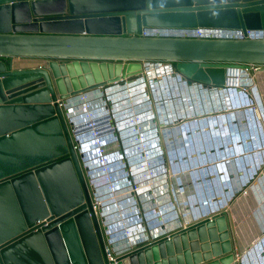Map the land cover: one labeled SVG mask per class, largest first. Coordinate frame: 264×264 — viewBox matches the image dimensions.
I'll return each mask as SVG.
<instances>
[{"label":"water","instance_id":"1","mask_svg":"<svg viewBox=\"0 0 264 264\" xmlns=\"http://www.w3.org/2000/svg\"><path fill=\"white\" fill-rule=\"evenodd\" d=\"M151 27L217 34L140 35ZM258 28L264 0H0V264H239L222 209L108 259L67 114L91 94L111 108L107 90L141 76L144 61L225 85V68L264 66V37L237 36Z\"/></svg>","mask_w":264,"mask_h":264},{"label":"rangeland","instance_id":"2","mask_svg":"<svg viewBox=\"0 0 264 264\" xmlns=\"http://www.w3.org/2000/svg\"><path fill=\"white\" fill-rule=\"evenodd\" d=\"M171 64H172V68L175 69L174 70L175 73H179L180 75H183L178 70H176V63H171ZM152 65H153V67L156 66L155 64H152ZM259 69L263 70L264 66L253 65V66L248 67L247 70L250 71L248 73L251 74L250 76H252V79H253L254 83H252L249 87H246L245 85H242L244 83L241 82L242 84L239 86L240 91H244V93H246V95L249 97V99H251L252 97H251V95H248L249 94L248 88H250V89L252 88V90L256 92L255 93L256 94L255 95L256 99L253 98L252 99L253 102L252 101L247 102V100H248V97H247L246 100H245V102H247V103L244 104V103H242V100H241L242 98H240V96H239V95H242V94L239 93V95H238L237 91H230L228 93L229 94V101H226L225 103L223 102V104L221 105L222 109H224L230 102V104L233 107H232V110H230L227 113H224V112H220L219 113L217 109L211 111L213 114H210V113L205 112V111L202 112L201 110H202L203 107H199V108L197 107L196 108V103L195 104H190L188 96H186L184 98L185 99L184 103L181 102V101H184L183 98H181V100H179V98H175V95H174L175 92H173V89L171 87H169V91H170V93H171V95L173 97L172 98L171 95H168L167 92L165 93L163 91V89H165L167 86H172V83H173L172 80L173 79H171V78L166 79L165 76L166 75L170 76V74H169V72L166 69H165V71H167L168 73H163V69H161V67H157V69H156L157 71H161L160 72L161 73V79L158 80V82H156V81H154L152 79L153 76H154L153 74L149 75V73L147 72L148 76H147V74L145 75V80L144 81L141 80L142 83L139 82V84L132 85L133 87L129 88L130 89V93H125L123 91L124 94L121 93L122 95L117 98L116 102L115 101L113 102L111 108L107 107L106 105H103V104L99 103V102H103L104 103L105 101L99 99V96H97V94H91V95L87 96V100L85 99V96H84L83 99H84L85 102H80L79 98H78V100H76L75 102L71 103L69 105V107H68V111H70V113H71L68 116V118L71 121L73 119H74L75 122L77 121V123H72L73 127L75 128V132H76L74 134V136L76 135L74 138L75 139L79 138L80 139V142H79L80 144L79 145H82V147L79 148L78 145L76 144L77 155L79 154L78 155V159H79V161L81 163V166H83L84 168L87 166V168H88V169H85V171H84V173L87 176L90 175V177H88V179L86 180V183L96 187V189L93 188V189H95L96 192H98V189H100V191L105 192V193H101V195H99L98 198H102L103 204L106 205V208H107V206L109 207L108 212H107L108 216L109 217L112 216L110 211L117 210V207H115L114 201L111 199V197H112L111 190H113L114 187L116 188L119 184L116 181L110 180V182H112V183L106 182L107 185H101V184L104 183V180H102L103 177H104V179H105V177H107L106 171H108V177L111 175V168H109L108 170L101 171L103 173L95 172V174H94L92 170H91L92 173L90 172V169H96L98 167L97 165H92V163L97 161V159H98V161H100L99 160L100 158H99L98 152L96 150L94 151L95 154H92V156H95L92 159H91L90 155H86L84 157V154L87 153V150H86V148L83 145V141L86 140V138H84V136L87 134L85 132V128H86L85 126L88 125V123H92V122H91V119H86V122H85L84 119L80 118L81 114L84 113L83 111H88L91 107L93 109H95L97 107H98V109L99 108L103 109L104 112H106V113L100 112L99 115H103L104 114L105 116H107L108 119L111 118V122L113 120L112 123H114L117 128L120 129V127H123V129H121V130H131V129H133L134 132H135V129H136L135 128L136 125H133L134 127L131 126L130 128H128L129 124H133V123L135 124L136 122H140L141 123V121L146 119V117H151L150 116L151 113H150L149 109H147L145 107H147V106L150 107L151 104L153 105L154 101H152V100L153 99L156 100L157 96H158V100L161 99L160 100L161 102H159L158 105L154 104V108H150L151 112L153 113V115L155 117L154 123L164 122L165 120L168 121V119H171L170 117H171L172 111L171 112H168V111L171 108H174L175 106H179V107L183 106L182 103L184 104V106L186 105L187 109H189V110L184 111V112L180 111L181 114H188V113L196 114L197 111L198 112L201 111V113L204 114V115L202 117H200V118L197 117V118H194L193 120L192 119H188V117H190V115H191V114H189L188 116H186L187 119L185 121L180 122V123H176V126L174 128H171V126L165 127V128H161V132H162L161 136L163 138V141H162L163 151L164 152L166 151V154H163L162 157L165 158L166 161L168 160L167 162L169 164L170 171L171 170L173 171V170L176 169V167H173V165H170L168 157L170 156L171 152H170V154L167 153V152L170 151L171 148H174V147L177 148V151L175 153L181 154L182 152H187V148H184V149L181 148L179 132L182 131V134L184 136L186 134L188 135V133H186L184 131L187 129V127H190L189 128V133L192 132L195 135V138L197 139V141H199L198 140L199 138L202 139V137H201L202 133H200V128L197 127V126L196 127L189 126L190 125L189 123H197V125H198V123H200L201 128H202L203 126L206 127V125H208V123H212V125H213L216 120L221 121V119H223L222 122L226 121L225 123H228L227 119H230V125H224V124L220 123V128H223V126L224 127H231L232 126L231 123H236V124L240 123V121H235V120H233L231 118V115H230L231 112H234V111L241 112V111L244 110V108H246L245 111L242 113L243 115H246L245 113H246V111L247 112L249 111L247 109L249 107H255V111H256L257 115L259 116L260 121L263 123L262 116H264V101H262V100L264 99V91H262V89H263L262 87H264V78H262ZM258 70H259V72H258ZM238 75H240V73H238ZM186 79L191 80L192 82L203 83V82H201L199 80L192 79L191 77H186ZM154 83H155V85H154ZM159 84H160V86L158 87ZM255 84L257 85V87L253 86ZM218 86H223V85H218ZM218 86H216V87H218ZM154 87L158 88V89L160 88L159 91L160 90L161 91H160L159 95H157V94L155 95V92L153 90ZM201 87L203 88L204 86H201ZM138 89L139 90L141 89V90L137 94V91H139ZM204 90H199V89L197 90V92H198V96H196L197 99H200V98L205 99V96H206V98L208 97ZM156 93H158V91H156ZM181 94H182V92H181ZM187 101H188V104H187ZM235 101H236V103L234 104ZM215 104L217 105L218 103H215ZM209 105H211V103H208V105L206 107H204V108L209 107ZM98 109H95L94 111H98ZM103 110H100V111H103ZM156 110H158V112H156ZM142 111H143V113H142ZM177 113H179V112H177ZM261 113H262V115H261ZM164 115H168V117H165ZM206 117H208V118L206 119ZM162 119H163V121H162ZM197 119L199 121H197ZM152 123H153V121H146L145 125H144V126H146V128H144L143 125H139V127L143 126L141 128L146 129V130L143 131L144 133H142V135L144 134L143 136H145L149 140V142H148V146L149 147L147 149H145L144 152H149L150 150L157 149V146L154 145L155 144L154 143V141H155L154 139H156L157 136L153 132L154 128L152 127L153 126ZM169 123H172V122H169ZM216 123H218V122H216ZM108 124L110 125V123H108ZM114 124L112 125L113 127H114ZM240 124L246 126L244 123H240ZM148 127H150V128H148ZM213 129H214L213 127L209 128V130H211V131H213ZM193 130H195V132ZM204 130H206V129H204ZM249 130H250V132L248 133V138H258L264 133V131H255L254 132V130L251 127H250ZM133 131H129V132L132 133ZM89 134H92V132H90ZM212 135H215V134H212ZM143 136L141 137L142 139H143ZM133 137L134 136H132V138H131L132 141L134 140ZM135 139L136 140L133 141L132 146H130L129 151L127 152V154H128V162H129V164L131 166L130 168L132 169L131 173H137V169H139L138 176L139 175L140 176H139L138 179L135 177L137 175L134 176L135 178H133V179L131 178V180H133V182L124 179L123 183L124 184H126V183H130L131 184V182H132V186H135L140 179H143L144 180L143 184L146 185L147 184V178L150 177L151 182H149V185L151 187L150 186L149 187H150L151 190H154L155 192L160 194V197H161L160 200L161 201L160 200H158V201H160V202L164 201L166 203L169 202L170 199L168 198V195H167V193H168L167 189H171V187L169 185L170 182H169V179H168V174H166L165 178H161L160 177L162 174L161 175L159 174V175L152 176L154 174L150 173V168H149L150 165L148 164L149 161H151L152 159L148 158L149 155L146 156L147 153H142L141 155H139L138 147H140L141 149H142V147L140 145H138V142H137V144H135L138 138L135 137ZM186 139H189V137H186ZM131 140L128 139V142L131 143L132 142ZM141 143H143V142H141ZM202 145L203 144H197V146L196 145L195 146L198 149V148H201ZM238 145H241V147H242V144H235V149H237ZM144 146H146V144L143 145V147ZM82 154H83V156H82ZM88 161H90V163H86ZM178 161H180V160H178ZM104 162H101V163L99 162V163L103 164ZM172 162L175 163V160L172 161ZM180 162H182V161H180ZM225 162H226V164H223V165L220 164V167L224 166V168H226L227 165H230V161L229 160H227ZM112 163L119 164V162H112ZM104 167L105 166H101L100 168H104ZM166 167H167V165H164V168H166ZM164 168H163V170H164ZM236 170L237 171H235V173L238 174V172L241 170L239 165H237ZM252 171L253 170H251V172ZM97 173H98V177L93 179V174L96 175ZM236 174H233L231 178L229 176L226 177V178L228 180H230V179H236L237 177H239V178L242 177V175H236ZM257 176H258V179L254 182V184L250 185V187L248 186L247 189L245 188L242 191H239V194H237L234 197L233 202L230 204V207L228 209V211H231V209H232V211L230 212V215H233V213L234 214L237 213V215H238L237 217H236V215H234L236 217V219H235V224L236 225L237 224L241 225V223L243 222L242 221L243 220L242 219L243 214H244V217H245V222L242 224L241 236H239V237L235 236V247H236L235 253H236V257H237V260L239 259L240 261L244 262V264H252V263L255 264L256 263V261L254 259V256H253V258H251V253L252 252H251L250 249H252V246H250L251 244H249L250 242H252V239L254 240V238L251 239V237L253 235V233H252L253 231L251 229H254V228L251 227V224L253 223L252 222L253 218L250 215L253 212H255V211L259 212L258 210H256L257 208L264 207V168H262L260 171L257 172ZM210 178H212V177H210ZM209 180L210 179H204L203 182L204 183H208ZM92 182H93V184H92ZM171 186H172V184H171ZM107 197H110V199L108 198L109 199V203L104 201V198L107 199ZM184 199H187V195L186 194L179 195L178 200H184ZM145 201H146V199H145ZM188 202H190V200H188ZM158 212H160V210ZM157 216L158 215H156V217ZM236 221H238V222H236ZM145 231H146V229H145ZM261 240H264V237L261 238ZM240 242H243L244 244H246L248 248L245 247L244 249L240 250L239 249V246H241ZM258 243L259 242L255 243L253 245V249L255 248V246H257ZM245 249L248 250V251H246V253H244ZM256 258H257V260L259 262H261L260 258L257 257V254H256Z\"/></svg>","mask_w":264,"mask_h":264},{"label":"clouds","instance_id":"3","mask_svg":"<svg viewBox=\"0 0 264 264\" xmlns=\"http://www.w3.org/2000/svg\"><path fill=\"white\" fill-rule=\"evenodd\" d=\"M103 105H105V103L103 102H99ZM236 102H234L235 104ZM95 109H98L95 108ZM246 109V108H245ZM245 109L241 112L238 111H234L231 112V118L235 121H240V123H244L246 126L241 125L240 123L237 124H232V126L230 127V129L232 130V133L235 132L236 136L235 138H233V141L235 142V140H238V136L241 133V131L243 130H248L249 133V129L250 127L255 131H264V116L263 117V123L260 121L259 116L257 115V113L252 112V115H250L249 119L247 120L246 115L244 116V119H241L240 117L235 116L237 115H241ZM93 110V108L91 107L88 111H83L84 113L81 114L80 118L84 119L86 122V119H91L92 123H88V125H86L85 127V132L87 133L84 138H86L85 141H83V145L87 150V153L84 154V157L86 155H92L95 154L93 153L95 150L98 152V156H99V160L97 159V161H95L94 163H92V165H98V167L96 169H90L93 171V173L98 172V173H103L101 171L103 170H108L109 168H111V175L108 177V171H106L107 173V177H103L104 183L101 185H107L106 182L108 183H112L110 182V180L112 181H116L119 185L117 186L119 190L115 191V194L120 193V191L126 190L128 189L127 186H125L126 184L123 183L124 179H120L121 176H124L125 173H131L132 169L131 168H127L129 167L130 164L128 162V154L127 152L129 151L130 146H132L133 141L136 140L135 137H133V141L131 143L128 142V132L129 131H133V129L131 130H121L123 128L120 127L117 128L114 124V127L112 125H109L107 122V118L105 119V117L103 115H99L100 112L106 113L104 112L103 109H98V111H91ZM103 110V111H100ZM262 115V114H261ZM223 120L221 119V121H218L219 124L222 123L224 124L225 122H222ZM242 121V122H241ZM228 124L230 125V119H227ZM257 123H260V125H257ZM215 124V123H214ZM221 124V125H222ZM146 128V126H145ZM205 129V127L201 128V132L200 133H204L203 130ZM144 131V130H143ZM90 132H92V134H89ZM238 132V134H237ZM248 133H247V146H245L243 143L242 147H237V149H235V143L232 146L231 145V151L227 152L225 154H222L219 150H214L213 149V153L214 155L209 154V151L207 149V147L205 146V150L204 148H202L201 150L197 149V144L201 143L202 140H204V137L201 135L202 139H198L199 141H197V139L195 138V135L193 133L190 134L189 139H191V142L188 143V141H183L181 143V148H187V156L188 158H184V163H179L180 161H178V165H176L175 163H173V167H176L175 170H180V175H179V179H176V181L174 182V184L177 183H181L182 185V191L180 193V195L182 194H186L187 195V199H184L186 201L185 205L189 206V202L188 200H190L191 204H196L198 205V207H201L202 210H204V202L207 203V201L209 200V198H211L212 196L217 195V192L219 190H221L223 187H228L230 186L231 189H235V190H239L240 189V185H245L243 179L245 178V175H247V173L251 170H253V173H256L258 171L261 170V168L264 167V160L262 161V158L260 159L261 161H254L253 160V154L254 153H248V155L242 154V156H240V152H239V148L242 149L243 151H247V150H252L251 148V144H253V142H255L256 140L259 141V145L260 147H264V133L258 137V138H248ZM89 137V138H88ZM132 138V137H131ZM143 138H146L145 136ZM118 140V144H115L114 142H117ZM158 140V137L155 139L154 143L156 145V142ZM148 142L146 146L143 147V149H140V155L142 153H147L148 158L151 159L152 157H156L157 155H159V157H161V153L162 150L159 148V146H157L160 149L159 154H156L155 150H150L149 152H144L145 149H147L148 146ZM195 142V145H194ZM202 144L205 145V142L202 141ZM220 145V144H219ZM129 146V147H128ZM218 146V145H217ZM217 146H215L217 148ZM227 147V146H226ZM99 150V151H98ZM263 150L259 151L258 153H262ZM151 154V155H150ZM194 154L193 157H191L190 155ZM245 155V156H244ZM228 158V160L230 161V165H227L226 168H221V169H217L216 171H213L211 168H206V172H203V175H205V177L209 176V174H213L214 176H212V178H210L209 182L205 185H199L198 184V180H200L202 178V175H200L198 173V170H196L200 165L204 166L205 164H210V163H216L217 161L223 160L221 162H223V164H226V162L224 161V159ZM170 161L176 159V156L171 155L168 157ZM198 159H200V161H198ZM104 161H108L106 163L100 164L101 162ZM100 162V163H99ZM112 162H119V164H115ZM154 159L149 161V165H150V173L152 174L153 171L157 170L158 167L156 165L153 164ZM242 162L245 165H249L250 167L246 166V167H242ZM86 163H90V161L86 162ZM237 165L240 166L242 171V177H237L236 179H234L233 183L231 184L230 180H228L225 177H228L229 174L233 173L236 174L235 171ZM244 165V166H245ZM101 166H105L104 168H100ZM131 167V166H130ZM205 169L202 168V170ZM244 169L247 170V173L244 172ZM162 171V170H161ZM197 171V172H196ZM239 171V172H240ZM98 173L96 174V177H98ZM145 173V172H144ZM134 174V173H132ZM94 175V174H93ZM143 175V174H142ZM238 175V174H236ZM135 178L134 176L132 177V179ZM178 178V177H177ZM100 180V179H99ZM127 180V179H125ZM130 181L133 182V180H131L130 177ZM225 181V182H224ZM238 181V182H236ZM151 182V181H150ZM151 187V186H150ZM105 193V192H104ZM183 202V200H179V203L181 204ZM143 205V204H142ZM141 207L144 209V206ZM183 205V204H182ZM118 215V214H117ZM117 215L115 216V218L112 220V224H110V228L107 229V231L112 235V236H116L117 238H122V237H126V233L128 232V227H131V223L128 222V220H130L129 216L130 213L127 212V217L124 218L122 221L118 220ZM116 219V220H115ZM126 220V223L124 224ZM118 221V222H117ZM122 222V223H121ZM125 225H127L125 227ZM258 245H261L260 247ZM264 247V240H261L257 246H255L254 251L257 255H259V251L263 250Z\"/></svg>","mask_w":264,"mask_h":264},{"label":"crops","instance_id":"4","mask_svg":"<svg viewBox=\"0 0 264 264\" xmlns=\"http://www.w3.org/2000/svg\"><path fill=\"white\" fill-rule=\"evenodd\" d=\"M12 61H13V63L15 64V68H18V67H21L22 65H26V66H29V67H34V66H36L39 62H40V59H37V58H31V59H21V58H13L12 59ZM146 65H148V64H146ZM259 71V70H258ZM262 72V71H261ZM147 74V76H148V73L147 72H145L144 73V80H145V75ZM257 86V85H256ZM125 93H129V87H125V86H122V85H120V86H113L112 88H109L108 90H107V97H109V99H110V101H111V104H113V102L115 101H117V98L118 97H120L122 94H124V92ZM122 93V94H121ZM240 92H238V94H239ZM120 94V95H119ZM117 96V97H116ZM248 97V96H247ZM206 98V97H205ZM248 99H249V97H248ZM200 100H202V102L199 104V105H197L196 104V108L198 107H206L207 105H208V102L207 101H205L206 99H203V98H200ZM205 101V102H204ZM82 102H84V99H82ZM71 103H72V101H71ZM70 105V104H69ZM101 106V105H100ZM202 108V109H203ZM211 110H214V106H212L211 108H210ZM95 109H93L92 111H94ZM205 111V110H204ZM203 111V112H204ZM209 113H211V112H209ZM191 114V113H190ZM204 115V114H203ZM203 115H201V114H197V112H196V114H191L190 115V117H199V116H203ZM107 118V116H105V119ZM108 119V118H107ZM107 122H108V120H107ZM112 122H113V120H112ZM110 123V122H109ZM111 125H113L114 123H110ZM190 125L189 126H192V127H199L200 129H201V125H200V123H198V125H197V123H189ZM228 123H224V125H227ZM231 124H236V123H231ZM210 127H213L214 129H213V134H215V135H212L210 138H208L206 141H205V145H202V147L201 148H198V150H201L202 148H204L205 149V146L207 147V149L208 150H210L209 151V154H211V155H214V153H213V150H211L214 146H217V145H219V144H221L222 143V141H219L218 140V138H217V136H218V134H219V132H220V130H219V128H220V124H219V122L218 123H215L214 125H212V123H208V125H206V127H205V129H208V128H210ZM121 128H123V127H121ZM75 131V130H74ZM194 132H195V130H193ZM250 132V131H249ZM247 133H248V130H243V131H241V133L239 134V136H238V142H240V144L241 143H243L245 146H247ZM138 137V136H137ZM264 137V136H263ZM138 140V139H137ZM240 140V141H239ZM80 142V139H78V144H80L79 143ZM230 143V142H229ZM175 144V143H174ZM198 144H202V141H201V143H198ZM223 144V143H222ZM228 143H224L223 144V146H224V148H223V146H221V148L219 149V151L222 153V154H225V153H227V152H230L231 151V145H232V143H230L229 145H227ZM194 145H195V143H194ZM176 146V145H175ZM227 146V147H226ZM80 147H82V145H79V148ZM162 148H163V144H162ZM251 148H252V150H247V151H243V148L242 149H240L239 148V152H240V156H242V154H245V155H248V153H258L259 151H261V150H264V147H260V146H258V145H254V144H251ZM260 148V149H259ZM207 149H205V150H207ZM177 151V148H171V150H170V152H171V155H174V156H176V159H174L175 160V164L176 163H178V160H180V161H182V162H179V163H184V158H188V156H187V152H182L181 154H178V153H175ZM244 155V156H245ZM191 157H193L194 156V154H191L190 155ZM228 160V158H226L225 157V159H224V161H227ZM221 161H223V160H220V161H217V162H221ZM216 162V163H217ZM211 164V163H210ZM164 165H167V167H166V169L167 170H170V168H169V164H168V162L165 160V163H164ZM176 165H178V164H176ZM245 164L242 162V167H246V166H248V167H250V164L249 165H245ZM164 167V166H163ZM264 168V167H263ZM158 169H159V167H158ZM262 169V168H261ZM137 172H138V170H137ZM244 172L245 173H247V170L246 169H244ZM242 174V171H240V172H238V175H241ZM255 174V175H254ZM229 175H233V173H231V174H229ZM135 176V175H134ZM140 176V175H139ZM139 176H135L137 179L139 178ZM212 176H214L213 174H209V176L208 177H212ZM256 177H257V172L256 173H253V171L251 172L250 171V173L248 172L247 173V175H245V178L243 179V181H244V184L245 185H240V187H243L242 189H239L238 190V193L237 194H239V191H242L243 189H247V187L249 186L250 187V185H252L254 182H255V180H256ZM161 178H165V175L164 176H162ZM169 179V178H168ZM143 181L144 180H142V184H143ZM137 183H140V181H138ZM169 183V182H168ZM139 185V184H138ZM169 185H170V183H169ZM93 187V186H92ZM95 189H96V187H94ZM131 188V187H130ZM130 188L129 189H127V191H128V193H126V195L125 196H121V195H119V193L118 194H115L114 192L112 193V191H111V193H112V199H114L113 201H114V203H115V207H117V210H112V212H111V214H112V216L111 217H109L108 216V213H106V212H108V209H109V207L107 206V208H106V205H102L103 207H101V201L99 202V199H101V198H98L99 197V195H101V193H104L103 191H100V189H98V192H96L95 191V189H93V188H90V190H92V194H93V197H94V199L96 200V202H97V205L101 208V209H103V210H101V217H103V223H105L106 225V227L107 228H110V224H112L113 222H112V220L115 218V216L117 215V214H120L119 212L120 211H123L124 210V208H126V210L130 213L131 211H130V208L128 207V204H125L127 201H130L131 203H132V201L133 200H135L136 202H137V204L139 205V207L141 208V209H143L142 207H141V203H143V205L142 206H144V208H146V209H152V210H154V212H158L159 210H160V212H158V216L157 217H154L153 219H151L149 222H148V224H147V228H146V231H144V232H141V233H135V235H132L129 239H127V240H125V239H120V240H118V241H116L115 242V244H114V247H115V250H116V252H118V253H123L124 251H126V250H128L132 245H134L133 243H136L137 244V242L136 241H138V243H139V240L140 239H142L141 237H144L143 239H145L146 238V240H143V241H141L140 243H139V246L140 245H142V244H144V243H146V241L147 240H149L150 239V237H157V235L159 234V232H163V231H168V232H172V231H176V230H178V229H181V228H183V226H185V223L183 222V219L180 217V210L179 209H182L181 207L179 208L178 207V210H177V207H175L174 209H172V208H169V210L168 211H166V212H164L167 208L166 207H169L170 206V201L169 202H164V201H162V202H160L161 200H160V194L159 193H157V192H155L154 190H148V189H146V186L143 184V185H140V187H139V190L138 191H135L134 189H133V187H132V189L133 190H130ZM168 190V189H167ZM226 190H228V189H226ZM147 192V193H146ZM168 193H167V195H168V198L169 199H171V194H170V190H168L167 191ZM146 193V194H145ZM144 194V195H143ZM148 196V197H147ZM146 197H147V199H149V201L148 202H144L145 201V199H146ZM108 198V197H107ZM231 198V199H230ZM110 199V198H109ZM109 199H108V203H109ZM230 200V202H229V200ZM158 200H160V201H158ZM116 201V202H115ZM105 202H106V200H105ZM224 202V201H223ZM229 202V203H228ZM233 202V197H229V198H227V202H226V204L224 205V206H222L221 208H222V210H227V212H229L228 211V209H229V207H230V204ZM119 204V205H118ZM189 204L191 205V202H189ZM108 205V204H107ZM169 205V206H168ZM196 205V204H195ZM198 206V205H197ZM220 208V209H221ZM106 209H107V211H106ZM116 209V208H115ZM119 211V212H118ZM219 211H221V210H219ZM231 211H232V209H231ZM230 211V212H231ZM102 212H104V213H102ZM203 212V211H202ZM215 213V212H217L216 210H214V211H212V212H210V213ZM115 214V215H114ZM229 214V221L230 222H232L233 224L235 223V219H236V217L238 216L237 215V213L236 214H234L233 213V215H230V213H228ZM234 215H236V217L234 216ZM119 216V215H118ZM112 217H114L113 219H111ZM120 218L122 217L121 215L119 216ZM116 220V219H115ZM120 221H122V219L120 220ZM118 222V221H117ZM236 222H238V221H236ZM241 222V221H240ZM239 222V223H240ZM122 223V222H121ZM243 224V223H242ZM242 224L240 225V226H242ZM236 225V224H235ZM161 227H164V228H162L161 229ZM240 230H242V229H240ZM236 236V235H235ZM253 236V235H252ZM239 239V238H238ZM258 242H260V241H258ZM241 244H243V246H245L246 247V244H244L243 242H240ZM257 243V242H256ZM255 244V243H254ZM249 246V245H248ZM259 247L261 246V245H258ZM246 248H248V247H246ZM235 249H236V247H235ZM242 248H240V250H241ZM254 252V251H253ZM260 252V251H259ZM255 254V253H254ZM176 256V255H175ZM255 256V255H254ZM257 257H259L260 258V260H261V262H257L256 264H264V256L262 255V254H259V255H257ZM212 259H215V258H212ZM238 261V260H237ZM182 264H185L186 263V261H185V258H182ZM203 263H205V262H202V263H199V264H203ZM166 264H179V262H178V260H177V257H175L174 258V261L172 262V263H166Z\"/></svg>","mask_w":264,"mask_h":264},{"label":"built area","instance_id":"5","mask_svg":"<svg viewBox=\"0 0 264 264\" xmlns=\"http://www.w3.org/2000/svg\"><path fill=\"white\" fill-rule=\"evenodd\" d=\"M217 33L214 32V30L212 29H207V28H200V27H197V28H164V27H151V28H143L142 31H141V36H160V37H198V38H201V37H211V36H214L216 35ZM225 34L227 35H236L237 33L236 32H226ZM239 38H246V37H249V38H263L264 37V29L263 28H259V29H247L246 30V35H244L241 31H239L238 35H237ZM147 62V61H146ZM163 64V65H162ZM155 65L157 67H161L163 69H166L170 76L173 77L174 74H177L179 75V73H175V69L172 68V64L170 62H161V61H157L155 63ZM250 66H253V65H250ZM249 66V67H250ZM245 70H247V68H243ZM166 71V72H167ZM173 74V75H172ZM169 75H166V79L168 78H171ZM167 86V85H166ZM169 87L170 86H167L165 89H163V91L168 95H170V91H169ZM240 90V89H239ZM253 92V97L254 99L255 98V91L251 90ZM240 94L242 95H239L240 98H242V103H247L249 101H252V99H248L247 102H245L246 98H247V95L246 93H244V91H240ZM245 94V95H244ZM236 102V101H235ZM253 102V101H252ZM245 109V108H244ZM249 111L247 112L246 111V119L248 120L250 115H252V112H255V107H249L247 108ZM262 114V113H261ZM237 117H240L241 119H244V116L243 114L241 115H235ZM234 119V118H233ZM223 120V119H222ZM218 122V120L215 121V123ZM257 125H260V123H257ZM189 128L190 127H187V129L184 131L186 133H188V135L186 134L185 136L182 134V131L179 132L180 134V143H182L183 141H188V139H186V137H189L190 134L192 132L189 133ZM183 135V136H182ZM167 153L170 154V151H168ZM163 154H166V151L165 152H162L161 153V157H159V155H157L155 158L154 157H151V159L153 160L154 159V162L153 164L156 165L157 167H162V165L164 166V163H165V158H163ZM168 161V160H167ZM174 161V160H172ZM169 160L170 162V165H173V162ZM198 161H200V159H198ZM220 164L223 165V162H217V163H211V164H205L204 166H199L196 170H198V173L200 175H202V178L200 180H198V184L199 185H205L207 183H204L203 180L204 179H210V177H205V175H203V172H206V168H211L213 171H216L217 169H221L222 167L224 166H221L220 167ZM219 166V167H218ZM202 170V168H204ZM197 172V171H196ZM168 174V178H169V182H170V187L171 189H168L170 190V194L172 195L171 196V199L169 200L170 201V206L169 207H166L167 209L164 211H168L169 208H172L174 209L175 207H177V210H178V207L182 208V209H179L180 210V217L183 219V222L185 223V225L193 222V221H196L198 219H200L201 217H204V216H208V215H211L212 211L216 210V211H219L221 210L222 206H224L227 202V198L229 197H234L237 195L238 193V190H235V189H231L230 186L228 187H223L221 190H219L217 192V195L215 196H212L211 198H209V200L207 201V203L204 202V210H202L200 207H198L197 205H185L186 201L183 200V202L180 204L179 203V195L182 191V185L181 183H177V184H174V182L176 181V179H179V172L176 170H167L166 168H164L163 172L160 171L159 169H157L156 171L154 170L153 171V174L152 176H155V175H161V174ZM134 175H138V172L137 173H125L124 176H121L120 179H127L128 181H130V177L132 178ZM178 177V178H177ZM229 177L231 178L232 175H229ZM226 178V177H225ZM151 181L150 177L147 178V184L145 185L146 186V189L150 190V185H149V182ZM234 179H230V182L231 184L233 183ZM238 182V181H236ZM142 181H140V183H137L135 186H132V182L131 184L129 183V185H127L128 189L130 188V190H135V191H138L139 190V187L141 185ZM139 184V185H138ZM172 184V186H171ZM92 186V185H91ZM126 186V185H125ZM243 186V185H242ZM133 187V189H132ZM244 187V186H243ZM243 187H240V189H242ZM94 188V187H92ZM228 189V190H226ZM114 190H119L118 187H114ZM174 191V192H173ZM126 193H128L127 189L126 190H123V191H120L119 195L121 196H125ZM147 193V192H146ZM145 193V194H146ZM175 194V195H174ZM148 197V196H147ZM146 197V201L144 202H148L149 199H147ZM231 199V198H230ZM229 200V199H228ZM224 201V202H223ZM230 202V200H229ZM228 202V203H229ZM95 203H97L95 201ZM125 204H128V207L130 208V220H128V222H130L131 224V227H128V232L126 233V237H122V238H117L116 236H112L108 231H107V228L105 230V239H104V248H105V252H106V255L108 257V259H114L113 258V255H116L118 254V252H116L115 250V247H114V244L116 241L120 240V239H129L132 235H135V233H141V232H144L145 229L147 228V224L148 222L153 219L154 217H156V215H158V213L154 212V210L152 209H141L139 207V205L137 204V202L135 200L132 201V203L130 201H127ZM143 203H141L142 205ZM183 204V205H182ZM221 208V209H220ZM203 211V212H202ZM127 210L126 208H124L123 211H120L118 215H121L122 217L120 218L118 215V220H123L124 218H126L128 215H127ZM214 213V212H213ZM114 217H112L111 219H113ZM126 220L125 219V222L124 224L126 223ZM105 224V223H104ZM106 225V224H105ZM127 225H125L126 227ZM143 241V239H140L139 242ZM138 242V241H136ZM136 244V243H135Z\"/></svg>","mask_w":264,"mask_h":264},{"label":"bare ground","instance_id":"6","mask_svg":"<svg viewBox=\"0 0 264 264\" xmlns=\"http://www.w3.org/2000/svg\"><path fill=\"white\" fill-rule=\"evenodd\" d=\"M157 61H144V62H142V73H141V76H138V77H136V78H133V80H132V82L129 84V83H125V87L127 88V87H133L132 85H135V84H139V82L140 83H142V81H144V73L145 72H148L149 73V75L150 74H153L154 76H153V80L154 81H156V82H158V80H160L161 79V71H157L156 69H157V67L155 66V67H153V65L152 64H155ZM146 64H148V65H146ZM163 65V64H162ZM174 67V66H173ZM159 69V68H158ZM161 69H163V68H161ZM229 69V70H228ZM260 70V73H261V76H262V78H264V69L262 70V69H259ZM262 71V72H261ZM248 72H250V71H248V70H245V69H243V68H240V67H229V68H225V70H224V73H225V80H226V84L225 85H223V86H218V87H216V86H213V87H201L202 86V84L201 83H198V82H191V81H188L187 79H185V77H182V75H177V74H172L173 75V77H171V79H173L172 81H173V83H172V86H170L172 89H173V92H175V98H179V100H181V98H185L186 96H188L189 97V103L190 104H197V105H199L201 102H202V100H200V99H197L196 98V96H198V92H197V90L199 89V90H204L205 92H206V94H207V98H205L206 100L205 101H207L208 103H211V105H209V107H207V108H203L201 111L203 112L204 110H205V112H211L212 110L210 109L212 106H214V110L215 109H217L218 110V112L220 113V112H224V113H227V112H229L230 110H232V105L230 104V102H229V104L224 108V109H222V107H221V105L223 104V102L225 103L226 101H229V92L230 91H237V92H240V90H239V86L242 84V83H244V84H242V85H245L246 87H249L252 83H254V81H253V79H252V76H250L251 74H249ZM259 72V71H258ZM157 73V74H156ZM163 73H168V72H166L165 71V69H163ZM238 73H240V75H238ZM150 77V76H149ZM157 79V80H156ZM241 79V80H240ZM142 80V81H141ZM135 82V83H134ZM242 82V83H241ZM160 83V82H159ZM166 83V82H165ZM164 83V84H165ZM154 85H155V83H154ZM118 86H120V85H118ZM160 86V84L158 85V87ZM253 86H255V87H257L256 86V84L255 85H253ZM137 88V87H136ZM263 89H262V91H264V87H262ZM160 89V88H159ZM159 89L158 88H155L154 87V92H155V95L157 94V95H159V93H160V91H159ZM256 89V88H255ZM139 90V89H138ZM141 90V89H140ZM140 90L139 91H137V94L140 92ZM252 90V88L250 89V88H248V92H249V94L248 95H251V99H253L254 97H253V92L251 91ZM156 91H158V93H156ZM181 92H182V94H181ZM129 93H130V89H129ZM181 95H179V94ZM197 94V95H196ZM171 95V94H170ZM203 95V94H202ZM239 95V94H238ZM171 97H172V95H171ZM206 97V96H205ZM211 97V98H210ZM173 98V97H172ZM82 99H83V97H79V101L80 102H82ZM85 99L87 100V97H85ZM208 99V100H207ZM161 99H159L158 100V96H157V99L156 100H152V101H154V104L156 105H158V103L159 102H161L160 101ZM204 101V102H205ZM262 101H264V99L262 100ZM85 102V101H84ZM181 102H185V99H184V101H181ZM171 103V102H170ZM182 103V105L184 106V104ZM215 103H218L217 105L215 104ZM154 104L152 105L151 104V106L150 107H145V108H147V109H149V111H150V116L151 117H146V119H144L143 121H141V123L140 122H136L135 124L133 123V124H129V127L128 128H130L131 126H133V125H136L135 126V132L133 131L132 133L131 132H128V138L131 140V137L132 136H134V137H137L138 138V140L136 141V143L135 144H137V142H138V145H140L141 147H142V149H143V145H145V144H147V141H148V139L147 138H141L143 135H142V133H144L143 132V130H146V129H144L145 128V122L146 121H153V123H152V127L154 128V130H153V132L156 134V136L158 137V140H157V142H156V145L157 146H159L160 147V149L162 150V152H164L163 151V148H162V141H163V138H162V136H161V134H162V132H161V128H165V127H169V126H171V128H174L175 126H176V123H180V122H183V121H185L186 119H187V117L186 116H188L190 113H188V114H181L180 113V111H187V110H189V109H187V106L185 105L184 107L183 106H175L174 108H171L168 112H171L172 111V113H171V119H168V121H164V122H159V123H154V119H155V117H154V115H153V113L151 112V110H150V108H154ZM187 104H188V101H187ZM244 104H246V103H244ZM181 108V109H180ZM155 110V109H154ZM201 111H197V114L199 115L200 113H201ZM156 112H158V110H156ZM177 112H179V113H177ZM142 113H143V111H142ZM71 113H70V111H68V114H67V116H69ZM210 114H213L212 112L210 113ZM201 115H203L202 113H201ZM104 117H105V115H103ZM165 117H168V115H164ZM185 116V117H184ZM200 117H202V116H199L198 118H200ZM74 118V117H73ZM194 118H197V117H188V119H194ZM208 117H206V119H207ZM158 120V119H157ZM160 120V119H159ZM204 120V119H203ZM202 120V121H203ZM139 121V120H138ZM162 121H163V119H162ZM197 121H199L198 119H197ZM72 123H77V121L75 122L74 121V119L71 121ZM108 122H110V123H112L111 122V118H109L108 119ZM169 122H172V123H169ZM111 125V124H110ZM139 125H143L144 126V128H141V127H143V126H141V127H139ZM134 127V126H133ZM151 127V126H150ZM150 127H148V128H150ZM74 130H75V128H74ZM76 132L74 131V134H75ZM154 135V134H153ZM76 136V135H75ZM74 136V137H75ZM144 137V136H143ZM78 139L79 138H76V141H77V145H78V147H79V144H78ZM155 140V139H154ZM141 142H143V143H141ZM115 144H118V140H117V142H115ZM155 145V144H154ZM140 147H138V153L140 152ZM93 153H95V152H93ZM139 155H140V153H139ZM82 156H83V154H82ZM91 156V159L93 158V157H95V156H92V155H90ZM106 162H108V161H105L104 163H106ZM86 166V165H85ZM98 166V165H97ZM127 168H130V166L129 167H126V169ZM163 165H162V167H160L159 168V170L161 171L162 170V172H163ZM86 169H88L87 168V166H86ZM90 169V168H89ZM138 171H139V169H137ZM90 172H91V170H90ZM89 172V173H90ZM92 173V172H91ZM95 174V173H94ZM146 174V173H145ZM165 174H163L162 173V175L160 176V177H162V176H164ZM138 176V175H137ZM88 177H90V175L88 176ZM165 177H166V175H165ZM94 178H96V175H93V179ZM98 179V178H97ZM258 179V176L256 177V180ZM260 179V178H259ZM103 180V179H102ZM143 179H140L139 181H142ZM255 180V181H256ZM99 181V180H98ZM100 182V181H99ZM92 184H93V182H92ZM97 184V183H96ZM254 184V183H253ZM127 185H129V183H126V186ZM141 185H142V183H141ZM94 187V186H93ZM112 191V193L114 192L115 193V191L116 190H114V188H113V190H111ZM108 198H110V197H108ZM108 198L106 199V198H104V201L106 200V202L108 203ZM113 197H111V199H112ZM112 200H114V199H112ZM101 201V207H103L102 205H103V200H102V198L101 199H99V202ZM111 201V200H110ZM116 202V201H115ZM119 205V204H118ZM101 210H103V209H101ZM256 210H258L259 212H253L250 216H252V218H253V223L251 224V227H253L254 229H251L253 232V236L251 237V239L252 238H254V240L252 239V242H250L249 244H251L250 246H252V249H250L251 250V258H253V256H254V259H255V261H256V263L258 262V260H257V258H256V253L255 252H253L254 251V249H253V245H254V243H256V242H258V241H260L261 240V238H263L264 237V207H260V208H257ZM104 211V210H103ZM107 211V210H106ZM105 212V211H104ZM104 212H102V213H104ZM112 212V211H111ZM119 212V211H118ZM107 213V212H106ZM228 213H230V211L228 212ZM115 215V214H114ZM120 216V215H119ZM248 216V215H247ZM249 217V216H248ZM251 218V217H250ZM242 223H244L245 222V217H244V214H243V217H242ZM241 223V224H242ZM251 223V222H250ZM240 229H242V226H240V224H237V225H235V223H234V230H235V235H236V237H239V236H241V233H242V230H240ZM241 246H242V249H244L245 248V246H243V244H241ZM246 247H247V245H246ZM246 251H248L247 249H245V252L244 253H246ZM255 253V254H254ZM245 257V256H244ZM238 263L239 264H244V262H242V261H240L239 259H238ZM255 263V264H256ZM253 264V263H252Z\"/></svg>","mask_w":264,"mask_h":264}]
</instances>
